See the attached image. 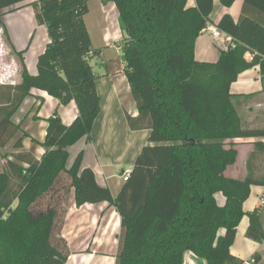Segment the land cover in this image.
<instances>
[{
    "label": "trees",
    "instance_id": "obj_1",
    "mask_svg": "<svg viewBox=\"0 0 264 264\" xmlns=\"http://www.w3.org/2000/svg\"><path fill=\"white\" fill-rule=\"evenodd\" d=\"M87 1L0 0V25L21 65L18 83L0 84V149L20 134L0 169V264L66 263L62 203L71 190L77 206L115 207L120 231L114 264H184L186 252L205 264H243L230 248L244 216L246 236L264 241L258 209H243L250 187H264V141H251L243 177L225 171L237 161V140L263 137L264 130L249 128L242 114L256 93L235 94L230 85L258 66L264 91V0H243L237 20L229 13L219 18L214 27L235 44L218 46L214 62L194 54L213 0H102L118 11L120 58L137 111L126 120L131 130L149 131L115 196L81 166L83 151L67 165L69 148L81 138L89 141L101 111L84 22ZM219 1L230 7L235 0ZM24 2L48 37L35 74L26 68L28 46L17 50L1 19V11L13 12ZM247 49L255 53L250 62ZM33 89L77 107L70 124L56 111L46 119L40 159L22 149L27 133L13 121ZM258 260L254 254L250 262Z\"/></svg>",
    "mask_w": 264,
    "mask_h": 264
},
{
    "label": "crops",
    "instance_id": "obj_2",
    "mask_svg": "<svg viewBox=\"0 0 264 264\" xmlns=\"http://www.w3.org/2000/svg\"><path fill=\"white\" fill-rule=\"evenodd\" d=\"M242 2L243 0H235L230 7H224L219 0H213V10L209 16L208 25L214 26L224 13H229L234 20H237L241 13ZM189 4H193V0H189ZM28 8L30 9V17L31 14L33 15V25L36 28L43 29V25H36L33 11L30 7ZM99 13L97 36L100 42L97 44L92 40V31L87 24L86 16H84V22L91 40L90 60L92 57L101 59L94 65L97 75L96 90L101 98V111L95 119L89 141L81 138L69 148L67 165L70 166L78 152L83 151L81 166L92 169L97 183L101 186H107L111 194L115 196L123 181L120 177L117 180L113 179L115 175L112 168L115 166H126V171L130 172L140 149L148 144L149 131L146 129L131 130L126 120L127 114L135 116L137 111L123 72L122 60L111 68L108 62L102 58L104 52L113 46L115 42L120 41L122 37L116 6L111 1L105 4L101 2ZM4 18L5 16L2 21L6 25L10 38L16 49L20 50L22 47L16 44H19V42H16V37L12 36L9 23ZM44 39L39 52H36L34 58L31 57L30 61L27 59L31 46L24 54L26 68L31 74L37 72V56L38 53L40 54L43 51L48 37ZM218 46H221L220 41L215 40L208 33L202 31L195 41V58L198 61L214 62L219 55ZM117 48L119 49V46ZM254 54L253 50L247 49L244 59L250 62ZM14 59L15 56L12 55L10 61L12 76H15L17 72V70L12 71ZM1 76L4 78V74ZM0 84H13V81L0 82ZM230 90L235 94L256 93L255 96L250 97L251 101L242 110V114L249 128L264 130V91H262L259 67L254 66L241 72L230 85ZM38 101L39 103H37ZM54 111L58 113L65 124H70L77 115V107L73 100L67 105H61L45 91L33 89L30 96L24 100L22 106L13 117L14 123L20 124L21 129L27 133V136L22 141V149L31 151L37 159H40L44 153V148L40 143L45 138L46 119ZM34 117H37V119ZM19 135L12 139L4 148L0 149L3 157L2 162L5 161V156L10 159L11 153L16 151L13 145ZM255 140L264 141V136L237 140L240 142L237 146V159L241 156V162L244 160L248 153L253 150L251 141ZM111 150H113V153H111ZM108 159L109 163H107ZM239 162L238 159L234 165L226 169V176L241 178L245 175L244 167L242 169L240 165L241 168L237 169ZM122 171H125V169L121 167L119 174ZM256 208L262 216L264 229V187L253 185L250 187L248 198L243 203V209L252 211ZM247 226L248 218L244 216L238 225L236 237L230 250L232 254L243 260V264H262L264 261V241L258 243L249 239L246 236ZM119 231L120 217L114 206L108 205L107 202L100 204L86 203L77 206L74 203V191L71 190L61 228V235L66 240L69 250L67 260L69 258L74 259L77 264H94L96 261H101L111 256L114 261ZM254 254L258 255L259 260L250 262ZM184 264H205V262L193 253L186 252L184 254Z\"/></svg>",
    "mask_w": 264,
    "mask_h": 264
},
{
    "label": "rangeland",
    "instance_id": "obj_3",
    "mask_svg": "<svg viewBox=\"0 0 264 264\" xmlns=\"http://www.w3.org/2000/svg\"><path fill=\"white\" fill-rule=\"evenodd\" d=\"M101 2H102V0H88L87 1L88 12L85 15L86 16L85 19L87 21L88 26L91 28V31H92L91 36H92V40L94 41L95 44L100 42V40L98 39V36H97V34H98L97 24H98V18H99L98 16L100 14L99 12H100ZM26 3L27 2H24V4H19V5L15 6L16 8L17 7L18 8L20 7V8L13 11V12H10L9 9H6L3 12L1 11V13H2L1 16H2V18L5 16V18H4L5 21L6 20L8 21L12 36L14 38L16 37L15 38L16 42H19V44L18 43H16V44L18 46L21 45V47H22L21 49H24L27 46L30 49L29 46H31V50L29 51L28 56H27V59L30 61L31 57L34 58V55L36 54V52H39V50L41 48V44L43 43V39L47 37V32H46V28H44V25H43V29L42 28H36L33 25V15L31 14V17H32L31 18L30 14H29L30 9L28 8L29 6L26 5ZM34 21H35L36 25L39 26V24L36 22V20H34ZM8 35L10 37L9 33H8ZM119 45H120L119 41L115 42L113 44V46H111L110 48H108V50L106 52H104L103 56L101 55L102 58L104 59V61L106 60V62H108L109 66L111 68L116 66L121 60V58L119 57L120 50L117 48ZM226 45H229V44H225V46ZM29 49H27V50H29ZM117 53L119 54L118 56H117ZM11 56L12 55H11L10 48H9V46L5 40L4 30L0 25V59H1V62H0V82L13 81V84H16V83H18V80L20 79L21 65H20L18 58L15 57V59L13 60V70L12 71L17 70V72H16L15 76H12L11 72H10L11 71V62H10ZM99 61H101V59L96 58V57H92L90 60V63L93 66L95 72H96V69H95L94 65H95V63L97 64V62H99ZM5 71H7V72H5ZM8 71H9V73H8ZM97 71H99V70H97ZM2 74H4V78L1 76ZM5 74L7 75L6 76L7 78L5 77ZM8 78H9V80H7ZM37 103H39V101ZM111 153H113V150H111ZM246 157L244 158V160L242 162H241L242 157L240 156L238 158L240 162L238 164L239 167H237V169H240L241 167L243 169V167H244V169H243L244 172H245V167H246V165H245ZM2 159H3V157H2V154L0 152V167L2 166V163H3ZM107 163H109V159L107 160ZM107 163H105V164H107ZM240 165H241V167H240ZM121 167L125 170L127 168L126 166H115L112 168L114 175H115V178H113L114 180H117L118 177L121 178V176H120L121 174H119ZM66 202H67V200L65 202L63 201V203H62V208L64 207V209H65L64 217L66 215V208H67ZM106 258H104L101 261H96L94 264H114L113 257L108 256V258L107 259ZM65 264H77V262L74 261V259L72 260L69 258V260H67Z\"/></svg>",
    "mask_w": 264,
    "mask_h": 264
},
{
    "label": "built area",
    "instance_id": "obj_4",
    "mask_svg": "<svg viewBox=\"0 0 264 264\" xmlns=\"http://www.w3.org/2000/svg\"><path fill=\"white\" fill-rule=\"evenodd\" d=\"M203 31L208 33L209 36H211L215 40L220 41L221 46L225 47V44H229L231 46H234V40H232V38L229 35L219 31L216 27H214L212 25H207ZM120 176H121L122 180H126L129 176V172L126 170L122 171Z\"/></svg>",
    "mask_w": 264,
    "mask_h": 264
}]
</instances>
